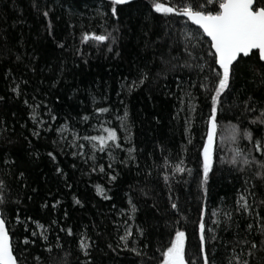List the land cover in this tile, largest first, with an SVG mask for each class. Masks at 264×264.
Here are the masks:
<instances>
[{"label": "trees", "instance_id": "trees-1", "mask_svg": "<svg viewBox=\"0 0 264 264\" xmlns=\"http://www.w3.org/2000/svg\"><path fill=\"white\" fill-rule=\"evenodd\" d=\"M156 2L173 12L154 0H0V210L18 264H162L177 230L189 264H203L202 217L210 264H264V63L232 67L205 183L221 70L179 13L218 3ZM84 136L104 137V151Z\"/></svg>", "mask_w": 264, "mask_h": 264}, {"label": "snow or ice", "instance_id": "snow-or-ice-1", "mask_svg": "<svg viewBox=\"0 0 264 264\" xmlns=\"http://www.w3.org/2000/svg\"><path fill=\"white\" fill-rule=\"evenodd\" d=\"M127 2L128 0H112L114 5ZM207 2L218 3V9L215 12L205 13L203 11H194L189 7L183 8L179 13L186 16L193 24L198 25L199 29H202L203 35L210 40L209 47L212 51L209 52V55L214 57V63L222 70L217 71L212 69L215 72L216 85L214 89H209V91L214 90V95L210 97L211 113L207 122V142L203 146V176L205 183L212 167L213 143L218 123L217 106L221 103L222 94L229 88L232 66L239 58L249 57L254 54H258L259 59L264 61V3H262V0H207ZM154 8L157 12L163 11L165 14L173 12V8L164 7L163 3L156 2V0H154ZM113 14H115V8H113ZM45 16H47V13H45ZM82 39L84 42H87L89 39L104 41L107 38L103 35L90 36L85 34ZM192 39H196V37H192ZM185 66L190 65L185 64ZM200 70L203 71V66H200ZM98 111L106 112L107 109H98ZM105 131L108 132L107 139L113 141L117 139L114 130L109 131L105 129ZM247 135L251 138L250 133ZM83 139L99 141L101 145L99 150L104 151V137L84 136ZM93 146L95 147V145ZM116 146L120 147V145ZM80 147H83V145H80ZM257 147L259 148L260 145L257 144ZM129 151L132 150L130 149ZM49 155L52 154L49 153ZM100 171H104L103 167H101ZM177 171L183 172L185 169L177 166ZM112 179H115V177H112ZM97 192L103 195L104 190L102 186H97ZM240 201H243V203H240ZM240 201L237 202L240 207L247 210L249 205L245 197L241 196ZM172 207L175 208L176 205L173 204ZM132 210L135 211L134 206ZM205 227L202 217L199 223L202 259L203 264H210L204 250L206 242ZM37 228L44 229V225L37 223ZM208 230L211 231V229ZM66 231L69 235L72 234L71 229H67ZM36 234V232H33V235ZM128 235H131V233H128ZM121 239H125V237H121ZM25 242L27 243V241ZM184 242L185 233L177 230L174 240L171 241V246L163 253V264H189L185 258ZM80 246L81 248L87 247L84 241L80 242ZM0 264H18L11 246L9 232L3 219H0Z\"/></svg>", "mask_w": 264, "mask_h": 264}, {"label": "water", "instance_id": "water-1", "mask_svg": "<svg viewBox=\"0 0 264 264\" xmlns=\"http://www.w3.org/2000/svg\"><path fill=\"white\" fill-rule=\"evenodd\" d=\"M181 17L183 18V19H185L190 25H192L193 27H195V28H197V29H199L198 28V25H195V24H193L192 23V21L191 20H189L186 16H184V15H182L181 14ZM201 32H202V29H199ZM203 33V32H202ZM204 37L210 42V40L204 35ZM241 58H247V57H241ZM240 59V58H239ZM238 59V60H239ZM261 62H263L264 63V61H262V60H260ZM238 62V61H237ZM237 62H234V64H233V66L237 63ZM232 66V67H233ZM217 68L219 69V66L217 65ZM220 70V69H219ZM222 71V70H221ZM0 219H2V214H1V210H0ZM5 226H6V224H5ZM6 229H7V227H6ZM10 242H11V246H12V241H11V238H10Z\"/></svg>", "mask_w": 264, "mask_h": 264}, {"label": "rangeland", "instance_id": "rangeland-1", "mask_svg": "<svg viewBox=\"0 0 264 264\" xmlns=\"http://www.w3.org/2000/svg\"><path fill=\"white\" fill-rule=\"evenodd\" d=\"M231 133H232V131H227L226 134H225V136H226L225 139H226V140H229L230 142L233 141V136L231 135ZM231 152H232V149H230V153H228V157L231 155ZM228 157H227V158H228ZM227 158H226V161H227ZM226 161H225V162H226ZM162 264H163V263H162Z\"/></svg>", "mask_w": 264, "mask_h": 264}]
</instances>
